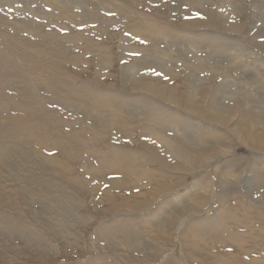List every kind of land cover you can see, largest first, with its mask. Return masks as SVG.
Wrapping results in <instances>:
<instances>
[{
  "label": "rangeland",
  "instance_id": "1",
  "mask_svg": "<svg viewBox=\"0 0 264 264\" xmlns=\"http://www.w3.org/2000/svg\"><path fill=\"white\" fill-rule=\"evenodd\" d=\"M23 140L44 186L0 173V264H264V0H0Z\"/></svg>",
  "mask_w": 264,
  "mask_h": 264
},
{
  "label": "bare ground",
  "instance_id": "2",
  "mask_svg": "<svg viewBox=\"0 0 264 264\" xmlns=\"http://www.w3.org/2000/svg\"><path fill=\"white\" fill-rule=\"evenodd\" d=\"M260 37H262V38H260ZM260 37H259L260 39H263V36L260 35ZM131 74H132L131 75V79H137V78L145 76L146 74L147 75L152 74V72H149L148 70H140V69L136 70V69H133ZM146 86L149 89H153V90H157V91L160 88L157 85H155L154 83H149ZM213 106L211 107L210 110H208V115H214V116H217V118L223 117L224 116V111L223 110L225 109L224 108L225 105L222 104V103L220 104L218 102L216 105H213ZM220 110H221L222 114L219 113ZM252 134H253L254 140H259V139H262V137H263L260 134H256L255 132L252 133ZM245 137L247 138L248 136H242L241 137L244 140V142H246V138ZM256 143H259V142H256ZM3 144H4L3 141H1L0 142V173L5 171V170L9 171V170H14V169L18 168V169L23 170L25 173H27L30 176L31 182L33 184L43 187L44 185L39 183V181L37 180V175L40 174V172H39L40 171V166L36 162V159L33 158V156H30V155L28 156L27 153H26L27 149L29 147H31V145L27 144L23 140V141H20L19 143L13 144L11 150L5 151L6 149L3 146ZM17 156H19L21 158L20 162H16L15 161ZM22 157L27 158L29 162L27 164H25L22 161ZM210 157H208V158H210ZM39 162L41 163V165H44V166L47 165V162H44V160H40ZM31 165L36 166V169H33L31 167ZM6 176H8L9 178L5 179L4 177H6ZM3 180H5V181L3 182ZM19 180H20V178L17 177L15 174H13V175L6 174L3 177L1 176L0 177V190H2V192H5V193L7 191L11 192L13 194V196L15 198H17V199L18 198H22V196H23V187H21V186L17 187L19 185V183H18ZM90 180L92 181V178H90ZM91 181H90V183H91ZM1 184H3L5 187L1 186ZM13 188H20L19 193L12 192ZM4 201H5L4 202L5 205H7V203H11L8 199H6V200L4 199ZM43 208H45L44 204L43 203H39L38 210H43ZM65 213H66L67 218L68 217L70 218L72 216V213H73V208L72 207H67V211ZM51 234H54V233L52 232Z\"/></svg>",
  "mask_w": 264,
  "mask_h": 264
}]
</instances>
